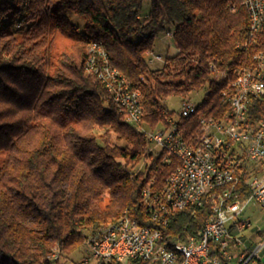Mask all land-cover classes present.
Segmentation results:
<instances>
[{"label":"trees","instance_id":"1","mask_svg":"<svg viewBox=\"0 0 264 264\" xmlns=\"http://www.w3.org/2000/svg\"><path fill=\"white\" fill-rule=\"evenodd\" d=\"M143 3L0 0V264H80L88 235L125 211L160 227L167 247L199 236L214 214L207 194L200 204L172 210L166 225L152 219L142 192L161 193L179 160L165 161L148 130L174 116L165 97L204 86L196 110L181 118L187 134L199 130L201 117L223 118L230 110L223 91L255 65L264 30L252 33L242 0H150L148 13ZM70 15L83 19L81 28ZM21 25L25 31L17 32ZM162 32L172 33L177 52L152 68L148 54ZM59 36L69 44L61 47ZM91 42L141 92L140 124L127 120L89 71ZM250 117L264 118V93L253 96ZM248 177L241 175L227 201L250 198ZM216 256L218 264H241L219 243L210 250L211 260Z\"/></svg>","mask_w":264,"mask_h":264},{"label":"built area","instance_id":"2","mask_svg":"<svg viewBox=\"0 0 264 264\" xmlns=\"http://www.w3.org/2000/svg\"><path fill=\"white\" fill-rule=\"evenodd\" d=\"M251 31L254 34L252 28ZM104 54L106 61L97 64L107 65L106 51ZM152 54L154 51L150 52V64L155 60H165L161 54H154L153 57ZM87 66L92 72L90 58L87 59ZM212 68L219 76L223 74L213 64ZM92 73L102 81L99 72ZM102 82L126 116H129V122L140 124L143 118L141 92L133 89L131 85L122 84V79L114 83ZM232 89H236V96H229V90L223 91L230 104L229 112L220 119L201 117L199 130L195 134H187V127L181 119L196 110L197 104L190 100L185 101L178 116L167 117L162 126L148 131L153 147L166 151L165 161L169 162L172 156L179 160V165L168 176L163 190L170 191V200L163 203V212H159V219H153L158 224H168L170 212L178 209L180 203L200 204L207 194L214 198L219 184L225 180L227 167H236L238 162H245L247 172L256 171L255 192L249 200H255L264 208V177L258 176V169L264 168V119L253 121L250 117L253 96L264 93V49L258 50L253 67L247 68L245 74H238ZM239 178L234 177V188L229 194L236 191ZM160 194L152 193L149 187H145L142 192L144 204L151 217L154 204L160 203ZM245 209L246 206L231 209V202L225 200L222 218L212 226L205 247L199 251L190 249L191 264L219 263V256L211 260L208 251L210 239H217L222 252L229 258L234 257L230 249H236L238 261L244 264L264 260V243L252 245L245 235V230L253 226L252 220L244 217ZM161 233L160 227L142 225V231H134V227H126V221L120 222L112 230L88 235L80 264H116V258H122L130 252L131 247H138V255L130 264H168L170 255L161 250ZM187 238L193 239L195 235L191 234ZM52 256L58 257V251Z\"/></svg>","mask_w":264,"mask_h":264},{"label":"bare ground","instance_id":"3","mask_svg":"<svg viewBox=\"0 0 264 264\" xmlns=\"http://www.w3.org/2000/svg\"><path fill=\"white\" fill-rule=\"evenodd\" d=\"M244 5H247L249 11L251 28L254 34H261L264 30V1L262 0H242ZM97 44V46H95ZM90 64H92V72H99L102 75V81H107V83H114L117 80L122 79V84L130 85L127 81L125 75L120 72L116 67H113L109 61L106 64H97V62H105L106 54H104V48L97 42H91L88 45ZM150 54V53H149ZM148 54V55H149ZM258 56V51L254 54V59ZM150 63V57H148ZM110 68V71H108ZM246 69L240 72L239 74H245ZM138 92H140L138 90ZM229 96H236V89L229 90ZM129 121V116H126ZM264 119V118H263ZM247 173V165L245 162H238V166H228L227 175L223 183L219 184L218 188L215 191V197L213 198L214 202V214L207 221L203 227L201 234L199 236L195 235V238H187L185 241L177 242L173 247H167L162 243L163 240V231L161 233V250L167 251L170 255L168 264H191L192 262V253L191 251H199L203 249L207 243V236L210 234L212 226L216 223L217 220L222 218L223 208L226 202H231V209H240L247 206L249 199L242 203L238 200L227 201L228 198L232 196L229 194L231 189L234 188V177H240L243 173ZM249 177L247 183L252 190V194L255 192V182H256V171H248ZM258 176L264 177V168L258 169ZM240 178L237 180V186L239 184ZM170 200V191H162L160 194V203L154 204V212H152V219H159V212H163V203H168ZM190 205H195L194 202L180 203L178 204V209L184 208ZM126 221V227H134V231H142V224H140L136 219L132 218L128 211H125L119 218L108 222L103 225L100 229L95 232H104L112 230L120 222ZM137 221V224H136ZM92 234V233H91ZM264 235V232H263ZM213 243H217V239H210L208 241V251L210 253L211 246ZM260 243H263V239L260 240ZM191 249V251H190ZM138 255V247H131L130 252L126 253L122 258H116V264H130L135 261V257ZM263 260H254L252 264H259ZM241 264H244L240 261Z\"/></svg>","mask_w":264,"mask_h":264},{"label":"rangeland","instance_id":"4","mask_svg":"<svg viewBox=\"0 0 264 264\" xmlns=\"http://www.w3.org/2000/svg\"><path fill=\"white\" fill-rule=\"evenodd\" d=\"M149 10H150V0H144L143 12L148 13ZM70 19L73 21V23L77 27L79 28L82 27L81 25L83 23V19H80L75 15H70ZM16 28H18V26H16ZM21 31H25V28L23 27V25L19 27V31L17 32H21ZM58 42H59V45L63 47V46L68 45L70 40L63 36H59ZM176 52H177V48L175 45V41L172 37V34L169 32L160 33L158 37L156 38V46L154 49V54H161L163 58L166 59L168 55L175 54ZM154 54H152V57L154 56ZM148 57H150V54L148 55ZM164 62L165 60H155L154 62L150 64V66L152 68L161 67L163 66ZM206 90H207V87L204 86L197 91H191L187 96H183L181 94H171L164 98V103L166 104L170 112H174V116H178L180 112L182 111L186 100H190L191 102L197 104L202 101ZM160 126H162V124ZM246 213L247 215L250 216L253 222V226L245 230V233L251 234L250 242L252 240L253 241L252 245H257L258 243H260V240L263 239V243H264V235H263L264 208L260 207L255 200L250 199L247 202L245 214ZM230 252L233 253L235 258H237L236 249L234 250L230 249ZM59 264H72V263L70 260L65 261L61 259V262Z\"/></svg>","mask_w":264,"mask_h":264},{"label":"crops","instance_id":"5","mask_svg":"<svg viewBox=\"0 0 264 264\" xmlns=\"http://www.w3.org/2000/svg\"><path fill=\"white\" fill-rule=\"evenodd\" d=\"M244 217L251 219L250 216L247 215V213H246V214L244 213ZM245 235H246V237L248 238L249 243L252 244L253 241L251 240V242H250V236H251V234L245 233ZM263 257H264V255H263Z\"/></svg>","mask_w":264,"mask_h":264}]
</instances>
